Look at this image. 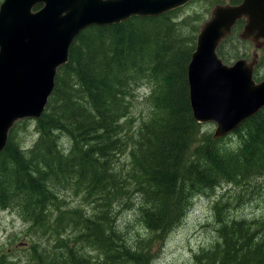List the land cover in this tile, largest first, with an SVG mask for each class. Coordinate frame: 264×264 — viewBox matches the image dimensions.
Wrapping results in <instances>:
<instances>
[{"label": "trees", "instance_id": "1", "mask_svg": "<svg viewBox=\"0 0 264 264\" xmlns=\"http://www.w3.org/2000/svg\"><path fill=\"white\" fill-rule=\"evenodd\" d=\"M181 9L84 28L33 119L34 142L18 139L25 119L10 129L0 151V212L18 210L26 223L24 264H151L193 198L223 186L245 189L213 203L217 239L194 264H264V213L233 216L247 198L264 202V106L221 138L202 130L187 82L201 15L179 19ZM239 38L234 61L243 57L236 44L249 42ZM230 53L217 51L224 63ZM139 101L145 110L135 115ZM61 188L79 203L69 205ZM124 211L146 236L120 228ZM0 264L18 263L0 254Z\"/></svg>", "mask_w": 264, "mask_h": 264}, {"label": "water", "instance_id": "2", "mask_svg": "<svg viewBox=\"0 0 264 264\" xmlns=\"http://www.w3.org/2000/svg\"><path fill=\"white\" fill-rule=\"evenodd\" d=\"M190 0H3L0 4V151L10 129L37 119L54 88L59 66L68 61L73 39L86 27L118 23L130 16H157ZM41 3L38 10L35 4ZM240 37L264 45V0L216 7L200 27L187 65L189 102L198 123L213 122L221 138L264 106V78L253 79L256 54L226 64L217 54L240 17Z\"/></svg>", "mask_w": 264, "mask_h": 264}, {"label": "rangeland", "instance_id": "3", "mask_svg": "<svg viewBox=\"0 0 264 264\" xmlns=\"http://www.w3.org/2000/svg\"><path fill=\"white\" fill-rule=\"evenodd\" d=\"M2 1L0 0V3ZM200 7L201 4L183 7L179 11L180 17L178 18L181 19L187 14L198 11ZM203 18L204 15L201 14L199 26L202 24ZM206 18L207 16L205 15ZM231 46L235 48L234 45ZM236 46L238 47V53L247 59L251 58L253 51L257 52L251 42H242L241 44H236ZM232 53L233 51H231L230 56L224 57L227 59L233 58L234 55ZM258 54L260 65L255 66L257 80L264 78V50L258 51ZM233 62L234 60L230 59L226 63L231 64ZM139 93L142 95V98L139 100L145 99L147 95L146 89H141ZM140 101L134 109L135 115L139 114V110H142V112L145 110ZM34 124L35 121L33 119L26 118L25 123H19V126H17L18 139L24 147L30 146L37 137ZM201 124L203 131L213 133L215 123L205 122ZM121 160L125 161V158H121ZM244 189L238 187L233 190L231 186H223L217 188L213 193L194 197L192 206L181 222L167 234L164 241L154 246V249L156 248V255L151 264H194V254L202 248L208 249L217 239L212 211L213 203L220 195H228L232 191L235 193ZM228 190L231 191L228 193ZM59 193L69 205L79 203V198L73 196L68 189L61 188ZM262 200V197L245 199L243 204L233 210V216H237L238 218H251L253 215L262 216L264 213V202ZM19 214L18 210L12 209L0 212V254L6 255L13 262L24 264L29 258V232L27 231L26 223L21 219ZM116 222L120 228L127 232L129 237L147 235V231L143 225L130 211L121 212L117 216Z\"/></svg>", "mask_w": 264, "mask_h": 264}, {"label": "flooded vegetation", "instance_id": "4", "mask_svg": "<svg viewBox=\"0 0 264 264\" xmlns=\"http://www.w3.org/2000/svg\"><path fill=\"white\" fill-rule=\"evenodd\" d=\"M243 0H190L188 1L183 7H186V6H191V5H194V4H201V7L198 9L197 12H199V16L201 14L204 15V18H203V23H205L211 16V13H212V10L216 7H232V6H236L238 4H240ZM41 7V5L39 7H36L34 8V10H37ZM169 12V11H168ZM166 13V12H165ZM164 14V13H163ZM161 15V14H160ZM205 15L207 16V18L205 19ZM135 16V15H133ZM131 17V16H130ZM129 17V18H130ZM140 17V16H138ZM121 22V21H120ZM246 23V18L245 17H240L238 19H236V21L234 22L232 28H231V31L230 33L224 37L223 39H221V41L219 42L218 44V47H217V51L221 50L222 52H226V51H233L234 48H232L231 45H233V40L236 36L240 37V33L242 31V28L244 27ZM201 24V25H202ZM200 25V26H201ZM200 28V27H199ZM241 38V37H240ZM239 38V39H240ZM242 39V38H241ZM243 41H248V40H244L242 39ZM250 42V41H249ZM253 44V43H252ZM254 45V44H253ZM264 47V46H262ZM262 47H259V48H256V51H253V54L251 56L250 59L253 58V56L256 54L257 56V63L255 64V66L258 64L259 62V54H258V51L261 50ZM241 58H246L245 56L241 57ZM247 59V58H246ZM250 59H247V60H250ZM255 66H254V70H253V79L258 82L260 81L261 79L257 80L256 78H254V72H255Z\"/></svg>", "mask_w": 264, "mask_h": 264}, {"label": "bare ground", "instance_id": "5", "mask_svg": "<svg viewBox=\"0 0 264 264\" xmlns=\"http://www.w3.org/2000/svg\"><path fill=\"white\" fill-rule=\"evenodd\" d=\"M40 4H41V3L35 4V5L33 6V8H32V9L34 10V8H36V7H39V6H40ZM39 9H40V8H39ZM37 10H38V9H37ZM62 151H63V150H62Z\"/></svg>", "mask_w": 264, "mask_h": 264}]
</instances>
